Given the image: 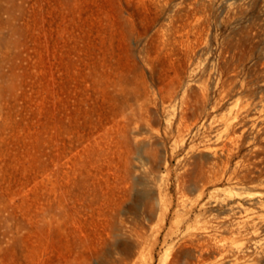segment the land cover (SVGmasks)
<instances>
[{
	"label": "rangeland",
	"instance_id": "1",
	"mask_svg": "<svg viewBox=\"0 0 264 264\" xmlns=\"http://www.w3.org/2000/svg\"><path fill=\"white\" fill-rule=\"evenodd\" d=\"M261 204L264 0H0V264H264Z\"/></svg>",
	"mask_w": 264,
	"mask_h": 264
},
{
	"label": "bare ground",
	"instance_id": "2",
	"mask_svg": "<svg viewBox=\"0 0 264 264\" xmlns=\"http://www.w3.org/2000/svg\"><path fill=\"white\" fill-rule=\"evenodd\" d=\"M230 119H231L230 113L222 117L221 124L223 127H225V129L229 127ZM256 124H257L256 122L251 123V125L253 126H255ZM235 208L238 210L243 209L240 205H236ZM258 209L259 211L262 212L261 214H257L253 211H249V209L247 208H244L242 210L245 213L244 216H241L240 219L237 221L239 225L249 228V230H251L249 233H251V235L254 236L257 234L258 219L261 218L264 220V205L261 204L258 207ZM202 242L200 241L199 238H194V237L183 241L174 251L172 262H177L181 258H185L187 259L189 264H211L210 262H204V261L202 263L199 262V259L201 258L203 251L201 248ZM222 249H223L222 247L217 246L213 252L219 253ZM214 264H218L217 260H215Z\"/></svg>",
	"mask_w": 264,
	"mask_h": 264
}]
</instances>
